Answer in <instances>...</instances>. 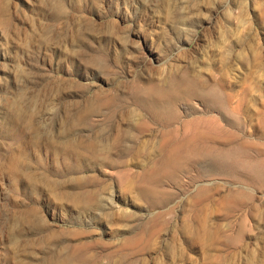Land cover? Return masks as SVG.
<instances>
[{
	"label": "rangeland",
	"instance_id": "1",
	"mask_svg": "<svg viewBox=\"0 0 264 264\" xmlns=\"http://www.w3.org/2000/svg\"><path fill=\"white\" fill-rule=\"evenodd\" d=\"M66 262L264 264V0H0V264Z\"/></svg>",
	"mask_w": 264,
	"mask_h": 264
},
{
	"label": "bare ground",
	"instance_id": "2",
	"mask_svg": "<svg viewBox=\"0 0 264 264\" xmlns=\"http://www.w3.org/2000/svg\"><path fill=\"white\" fill-rule=\"evenodd\" d=\"M176 96V95H175ZM154 104V103H153ZM156 105V104H155ZM152 106V105H151ZM153 108H154V106H152ZM65 262V261H64ZM66 264H67V262H66Z\"/></svg>",
	"mask_w": 264,
	"mask_h": 264
}]
</instances>
